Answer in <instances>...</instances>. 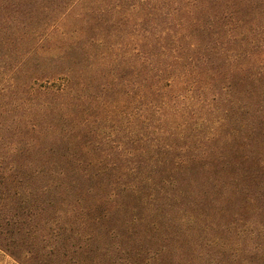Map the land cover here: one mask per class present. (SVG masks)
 <instances>
[{"label":"trees","instance_id":"trees-1","mask_svg":"<svg viewBox=\"0 0 264 264\" xmlns=\"http://www.w3.org/2000/svg\"><path fill=\"white\" fill-rule=\"evenodd\" d=\"M247 255L264 264V0H0V264Z\"/></svg>","mask_w":264,"mask_h":264},{"label":"rangeland","instance_id":"rangeland-1","mask_svg":"<svg viewBox=\"0 0 264 264\" xmlns=\"http://www.w3.org/2000/svg\"><path fill=\"white\" fill-rule=\"evenodd\" d=\"M11 13H12V11H11ZM65 25H66V28H68V29H74V28H76V27H80V25H81V23L80 22H78V21H76V20H74L73 18H71V16L65 21ZM106 191L107 190H105V191H100V190H98L97 191V195L95 194V195H93V197H97L96 199H107L106 198ZM138 197H129V196H127L126 194H123L122 195V197H120V198H118L119 200H120V202H128V203H131L135 208L133 209V213H135V217H140V216H142V215H146V214H144L145 213V209H144V207L142 208L141 207V205L140 204H142V201L143 200H148V199H137ZM94 200V199H93ZM138 206H140V208L138 207ZM130 213H131V211H130ZM151 219V221H152V218H150ZM111 227H112V225H111ZM124 253V255H125V251L123 252ZM230 253L231 254H233V252H231L230 251ZM228 257V256H227ZM251 256H248L247 255V257H243V260H239V261H234L233 263L234 264H237V263H248V264H250V262H249V258H250ZM252 259V258H251ZM223 264H228V262H225V263H223Z\"/></svg>","mask_w":264,"mask_h":264}]
</instances>
